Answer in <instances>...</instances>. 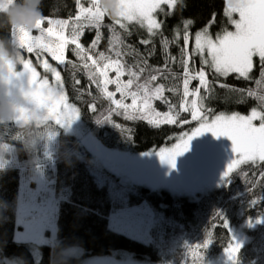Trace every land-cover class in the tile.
<instances>
[{
  "label": "trees",
  "instance_id": "1",
  "mask_svg": "<svg viewBox=\"0 0 264 264\" xmlns=\"http://www.w3.org/2000/svg\"><path fill=\"white\" fill-rule=\"evenodd\" d=\"M42 7L44 15L46 17L51 16L52 19L74 17L77 11L75 0H43ZM225 7V0H183V3L178 4L171 15H165L164 13L168 9V6H166L164 12L160 14L163 21V32L173 35L179 29L180 35H182L185 29L183 21L186 19L193 21L191 24L192 32H196L204 28L212 20L213 14H215V21L209 28L211 33L216 36L217 33L223 32L222 30L233 26L229 23V18L225 16ZM113 23V18L108 16L103 21L104 25H112ZM70 28L71 25L66 31V35H70ZM115 28L126 44L132 46L137 56L147 59V67L145 72L141 74L139 83H143L149 75L159 76L157 72L150 71V69L162 67L168 57L165 55V48L158 36H155L153 40L150 39L152 43L146 46L140 44V40L128 34L129 29L142 31V27L135 25L128 28L127 32L121 29L119 25H116ZM100 31L104 38L98 50L103 51V48L108 47V39L111 32L108 27H102ZM0 34H3V32H0ZM91 36H95V34L84 32L80 42L87 47L91 42ZM174 45L176 44L171 46ZM72 48L73 45L69 44L66 49L67 59L80 62L73 54ZM149 51L152 52L151 56L147 55ZM174 54L177 57L176 62L173 63L169 59V71H165L164 75L159 76L158 80L153 82V84L163 83L166 89L175 88L179 96H176L175 92L172 91H166V93L173 95V102L178 106L183 96L182 76L180 74L177 77V73L178 71L183 72V66L181 64V52H174ZM170 55L173 56L171 53ZM204 67L207 69V79L210 87L209 92L205 93L202 90L201 94L206 97L204 101L208 111L205 112L213 115L221 113L248 114L250 111L247 112V107L253 100V96H248L247 91L251 90L255 93L264 87V81L261 83L256 82L261 79L259 77V69L252 71L249 79H244L238 78L236 74L218 78L209 66ZM60 70L65 74L64 78L71 96L69 102L79 109L83 118L84 109L91 108L90 105L95 104L96 110L100 111L102 117L108 115L112 121L137 122L134 125V129L139 147H145L166 139V133L177 136L180 133L194 129L197 125L196 121L182 123L178 117L177 123H161L158 127L142 119H127V114L123 110L117 109L94 85L89 87V80L85 75V70L82 68L74 69L70 64L63 65ZM134 70L138 71V68H134ZM124 77L129 78L127 75ZM74 78L80 79L81 91L85 92V98L76 97L79 96L81 91L74 90ZM219 83L226 84L229 87L220 88L218 86ZM191 87L193 89L196 87L195 82H191ZM260 103L261 101H257L255 108L260 110ZM50 123L53 125V130L63 132L59 125L53 121ZM147 125L158 129L149 128ZM6 129H12V135L8 139L2 140L0 138V140L14 145L19 151L26 150L22 142L18 140L20 134L18 128L14 125H0V133ZM91 130H94L97 137L103 139L101 128L94 127ZM38 148L42 149V142ZM39 161L42 163L48 162L50 157L41 158ZM79 165L71 168L67 173L60 164H57L54 170V177L59 186L58 189L62 191L69 190L76 202H80L81 206H88L91 210H84L80 205L67 206L63 210H60L59 207L56 218V241L53 245H49L55 246L53 251L54 264L58 262V245H80L85 249L83 256L107 255L113 250L124 249L130 250L138 258H146L152 261H161L168 264H201L208 258L220 254L231 242L230 226L241 225L247 220H259L260 217L264 216V179L260 175L261 170L264 169V164L257 167L250 163H245L231 173L232 183L230 185L222 189H214L215 191L198 197H208L209 202L206 206L201 207L200 213L202 217L193 224L180 223L174 218V214L178 210L188 212L190 206L187 205L186 201L193 200L174 197L167 192L155 189L142 188L136 190L135 199L131 203L146 200L153 208L154 213L159 216L157 217V225L153 230L154 236L158 238L154 237L152 243H144L110 229L108 217L114 207L106 214L101 204L107 205L108 200L106 197H102L101 192L96 187L95 180L88 178L84 173L82 170L83 165ZM242 177H245L246 180L241 181ZM20 186L21 172L19 169L11 167L9 170L0 172V201L7 202L6 209L0 214V257L16 258L21 260L22 264H33L24 245L26 243L15 239L17 196L20 192ZM252 201H256V203L253 204L251 203ZM219 202L221 204L220 212H223L227 217L229 230L223 226L221 219L210 215L211 207L219 206ZM256 226V231L264 236V222H260ZM179 237H185L187 245L181 246L178 243L177 246L172 247L175 241L179 242ZM258 241L264 242V237L258 235L257 240L248 241L240 248L237 258L238 264H264V244L256 243ZM205 244H208V246L205 247ZM46 256H49V253ZM79 263L80 258L78 257L73 258L71 261V264ZM43 264H48V262L45 260Z\"/></svg>",
  "mask_w": 264,
  "mask_h": 264
},
{
  "label": "snow or ice",
  "instance_id": "2",
  "mask_svg": "<svg viewBox=\"0 0 264 264\" xmlns=\"http://www.w3.org/2000/svg\"><path fill=\"white\" fill-rule=\"evenodd\" d=\"M2 3V0H0ZM183 0H119V16L114 20L112 25H104L105 16H108L104 9L101 8L99 0H75L76 14L69 19H52L51 16L37 23L35 29L38 34L33 35L34 30L20 29L18 37L19 43L27 53H35L40 61L43 71L50 73L54 82L50 84L48 76L40 78L36 68L32 66L31 60L23 59V71L19 74L22 77V84L27 86L28 91L25 95L31 96L37 105L47 107L48 116L55 120L57 125L63 128H70L73 122L79 119L78 112L74 106L67 103V96L64 92V84L61 71L48 62V59H42L44 55H50L51 59L58 65L70 64L74 69L82 68L89 80V87L95 86L99 92L111 101L117 109L126 113L127 119H142L149 124L159 126L161 123L175 124L178 122L179 112L173 114V110L177 107L171 103L170 99L165 95L166 91L175 92V88H167L165 84H153L159 76H163L168 69V60L176 62L177 57L171 56L167 52L169 43L167 38H162V45L165 48V55L168 59L162 67L150 69L158 75H149L143 83H139L140 76L145 72L147 67V59L142 57L141 61L144 66H139L138 71L133 67L126 66L123 56L130 54L123 49H131V45L126 44L121 35L116 31L115 26L119 25L121 29L127 32V23L137 22L142 27H146L148 34L154 35L157 30L162 28V21L157 20L154 15L158 10L164 12L163 5H167L169 11L165 15H171L178 4H182ZM87 4L88 6H85ZM234 14H238V18H233ZM225 16L229 18V23L234 26V31L224 30L217 33L215 39L209 34L208 28L215 21V14L212 20L205 25L204 29L198 31L194 37V48L188 51L189 33L184 32V47L181 49V64L183 66L182 73V96L183 100L179 107L184 112L191 114L192 120L200 121L199 127L195 128L191 135L181 139V143H177L171 149H161L156 154L162 163H168L172 168L176 167L177 158L189 150L191 140L206 132H212L216 137L226 136L232 141L234 156L227 165L223 173L225 183L231 182L230 174L234 168L241 163H250L253 166L264 164V96H257L261 101L259 107L253 108L249 115H241L232 113L225 115L223 113L215 115L211 122L203 112L202 101L206 98L201 96V89L205 93L210 91L208 73L204 66H210L212 70L220 76H228L236 74L238 78L249 79L250 73L257 68L259 69L261 83L264 81V0H226ZM47 23V27L44 25ZM193 23L192 20L183 21L185 29ZM70 28V35H66V31ZM102 27H108L111 35L108 39V47L105 51H99V45L103 40V34L100 31ZM95 30V36L90 44L85 47L80 38L85 29ZM15 35V29L13 30ZM129 35L131 33H128ZM174 39H180V31H175ZM140 44L149 45L151 40L142 39ZM73 45L72 52L80 61L75 64L68 60L66 49L68 45ZM207 52L208 58L201 60V67L197 71H193L189 67L192 57L199 55L204 57ZM148 56L152 52L147 53ZM256 58V59H254ZM258 61V63H257ZM114 72L115 77L111 78L109 73ZM127 75L129 78L125 81L122 79ZM198 80L195 89L190 90V83ZM75 86L80 85L78 79L73 80ZM109 85H115V91H109ZM135 85V88H134ZM220 88H228L229 86L219 83ZM245 91V90H236ZM119 93L121 99H115ZM248 96H256L251 90L247 91ZM193 97L189 102L188 98ZM130 98L131 103H125ZM50 103L45 105V101ZM161 101L168 106V111L161 113L154 106V101ZM198 101L200 103L198 104ZM92 111H96L95 104L90 105ZM18 117L17 119H21ZM258 121V123H256ZM189 121H183L188 123ZM97 123L103 124L105 121L98 120ZM238 157V158H237ZM261 178L264 179V169L260 172ZM251 203L255 204L256 201ZM217 219L225 228L229 230L227 217L223 212L218 211L215 214ZM260 222H264V216L259 218ZM251 222V221H250ZM227 248L229 260H235L236 252L239 251L242 244L238 242L235 236ZM208 244H205L207 247Z\"/></svg>",
  "mask_w": 264,
  "mask_h": 264
},
{
  "label": "rangeland",
  "instance_id": "3",
  "mask_svg": "<svg viewBox=\"0 0 264 264\" xmlns=\"http://www.w3.org/2000/svg\"><path fill=\"white\" fill-rule=\"evenodd\" d=\"M226 1V0H225ZM83 2V0H81ZM85 6H88L85 4ZM167 5H163V9ZM169 9L166 10L168 12ZM161 12L158 10L154 15L157 20L162 21L160 17ZM107 16H105L106 18ZM104 18V20H105ZM233 18H238V14H234ZM163 22V21H162ZM142 27L139 23L133 21L127 23V28L132 26ZM47 27V23L44 25ZM143 30L147 32L146 27H142ZM163 23L162 28L157 30L154 35L151 37L158 36L162 43V38H167L169 43L167 47H170L173 44H182L184 46L183 35H180V39H174V35H168L163 32ZM185 28V27H184ZM204 28L199 29L198 31ZM227 31H234V26L232 28L225 29ZM187 31L190 33L189 35V43H188V51L191 52L194 48V37L198 32H192L191 25L188 26L187 29H184V32ZM224 31V30H222ZM208 32L215 39L211 33L210 28H208ZM148 33V32H147ZM33 35H37L38 32L36 30L33 31ZM222 34V32H221ZM149 35V34H148ZM148 36V39H152ZM24 58L31 60L32 66L36 68L37 72L45 73L43 68L40 65V61L36 57L35 53H27L24 49ZM42 59H48V62L52 64L54 67H57L58 70L63 65H58L57 62L53 61L50 55H44L41 57ZM207 57V52H205L204 57L199 55H195L192 57V60L189 63V67L193 71L199 70L201 65V60ZM61 71V70H60ZM207 72V69L205 68ZM183 72L177 73V77ZM49 74V82L50 84L54 82L53 76ZM62 75V74H61ZM111 78L115 77L114 72L109 73ZM176 75V74H174ZM217 77L220 78L219 74ZM176 77V78H177ZM40 78H43L40 76ZM123 80H127V78L122 77ZM191 82H195L196 87L198 85V80H193ZM156 84V83H155ZM195 87V88H196ZM194 88V89H195ZM193 89L190 83V90ZM201 89V93L202 94ZM109 91H115V85H109ZM176 96L179 94L175 91ZM67 96V94L65 93ZM165 95L170 99L171 103L177 105L173 102V95L170 93H166ZM202 96V95H201ZM115 99H121L119 93L116 94ZM193 99V97H189V102ZM183 100V99H182ZM125 103L130 104L131 99L128 98L124 101ZM182 102V101H181ZM180 102V104H181ZM67 103L71 106L75 105L69 102L67 98ZM200 101H198V104ZM179 104V105H180ZM203 109H207L205 105V101H202ZM179 105L173 110V114L175 112H184ZM154 108L161 112H167L168 106L161 101L153 102ZM167 106V107H164ZM79 110V109H78ZM259 110V109H257ZM251 112V111H250ZM244 114V115H249ZM189 113V112H188ZM190 114V113H189ZM203 114L207 117L208 121L211 122L214 119L215 115L203 112ZM79 119L73 122L71 127L78 128V132L85 131L87 126V122L81 118L80 112H78ZM219 115V114H216ZM230 115V114H225ZM243 115V114H241ZM55 121V120H54ZM196 121L197 125L195 128L199 127L200 121L192 120L191 114L189 122ZM258 123V121L256 122ZM194 128V129H195ZM64 132L68 134L75 135L71 133L66 128H63ZM187 131L185 133H180L176 136V144L181 143L182 138H186V135H191L192 131ZM85 148L88 153H90V157H95L96 149L99 150L100 158L105 162L108 168L104 170H98L102 176L106 180H110L111 183L114 184V191L111 192L115 197L121 198L123 194L130 195L131 192L136 191L142 188L155 189L159 191H164L171 194L174 197L187 198V199H196L202 195L208 194L210 191L219 188L225 184L223 173L227 168L228 163L234 156L232 141L226 136L216 137L212 132H206L202 135L194 137L190 142L189 150L186 151L183 155L179 156L176 161V167L172 168L168 163H162L159 156L156 154L161 149H171L173 146H167L165 148H159L158 150H150L143 152H132L125 148L113 149L108 148L103 144V142L99 141L97 138L95 139L93 136L89 135L84 138ZM101 146L100 148H98ZM44 153L46 156H50L51 154L56 152L57 148V139L53 141L46 150L45 143L43 142ZM84 150V148H83ZM0 151H6L7 155V163H11L12 165L17 164L18 158L15 152V149L12 146L3 144L0 142ZM98 156V157H99ZM238 158V157H237ZM49 163L36 165V166H28L22 169L21 172V189H20V207L18 214V225L16 228L15 239L19 240H27L28 244L31 246L32 252L36 260H40L42 255L41 246L43 244L51 243V237L43 232V228H49L51 232L54 233V238L57 231V225L53 224L54 218H52V213L55 215L54 208L56 209L57 200L54 197L53 193V180H54V171L50 168ZM242 164V163H241ZM240 165V164H239ZM53 166V165H52ZM238 166V165H237ZM192 168V170L190 169ZM111 176V177H110ZM119 180L124 183H120ZM101 182L102 179L99 178ZM51 194V195H50ZM42 205H40V204ZM35 217L40 222H45V224H31V218ZM251 224L258 225L260 223L259 220L255 221H245ZM244 222V223H245ZM17 224V218H16ZM157 225L156 214H154L153 208L144 202L139 203L134 206H125L121 208H116L109 217V227L112 231L123 234L127 237H131L138 241H142L144 243H152L154 241V226ZM242 225V224H241ZM241 225L230 226L231 227V236H235L236 240L242 244V246L248 240L241 229ZM21 227V229H20ZM158 238V237H155ZM178 241H175L172 247L178 245ZM231 243H235L231 240ZM241 246V247H242ZM228 248V247H227ZM227 248L222 252L210 258L205 264H235L237 261L238 252H236L235 260H229L227 255ZM85 249L79 245L76 249L77 257H81L84 254ZM0 264H22L21 260L16 258H2L0 257ZM80 264H168L161 261H152L146 258H138L133 252L130 250L117 249L113 250L107 255H89L84 256L80 262Z\"/></svg>",
  "mask_w": 264,
  "mask_h": 264
},
{
  "label": "bare ground",
  "instance_id": "4",
  "mask_svg": "<svg viewBox=\"0 0 264 264\" xmlns=\"http://www.w3.org/2000/svg\"><path fill=\"white\" fill-rule=\"evenodd\" d=\"M63 19H69V18H63ZM186 20H189V19H186ZM129 28H131V27H129ZM84 32L87 34L88 33L96 34L94 29L89 30L86 28L84 30ZM128 33H135V34H130V35L132 37L138 39V40H141V37H142V39H148L147 37L150 36V35H148V33L145 30L132 31V29H129ZM93 38H94V36H91L90 40L92 41ZM151 38L153 40L155 38V36L151 37ZM183 47L184 46L182 44L178 43L174 46L168 47L167 52L171 53L174 56L175 55L174 52H181V49ZM106 49L107 48H103V51H105ZM121 51H128L130 53L128 55L123 56V61L126 63V66L133 67V69L138 68V67H136L137 65L143 66L142 61H141V56H137V54L135 52H133L131 49L121 48ZM72 61L75 64L80 63V62H77L76 60H72ZM61 74H62V80H63V84H64V92L67 94L68 100H70L71 96H70V93H69V90H68V87L66 84V79L64 78L65 74L63 72H61ZM45 75H47L49 77L48 73L43 74L40 72V76L43 77ZM78 80L80 81V79H78ZM74 90L78 91V92L81 91V81H80L79 86H74ZM255 93H256V96H253V100L251 101V103L247 107V112L251 111L255 107L257 101H260L256 97L264 95V87H263V89L255 92ZM90 94H92V93H90ZM76 97L85 98V92L81 91L79 93V96H76ZM99 97H101V96H99ZM164 107H167V106H164ZM80 116H81V118H83L81 112H80ZM83 119H85V121L87 122V126L85 128V131H83V132L81 131L80 134L74 133V132H78V130H79L78 128H72V129L68 128V130L71 131V133H74L75 135L68 134L67 132H64L63 129H62L63 132H59L57 130H54L55 132L59 133V135L56 138L57 139V148H56V152L51 154L50 156L45 155L44 148H43V142H42V149L38 148L35 152H31V151L28 152L26 150L19 151L14 145L0 140L1 143L12 146L15 149V152H16V155L18 158V162L15 165H12L11 163H7L5 170H9V169H11V167H16L17 169L20 170V172H22V169H24L28 166H36V165L49 163V161L43 162V163L41 161H39V160H41V158H49V157H50V163H51L49 165L53 171L55 170V167L57 166V164H60L66 173L69 172L71 170V168H73L75 166H80L79 164H81V165H83L82 170L84 171V173L88 176V178L95 180L96 187L99 190V192H101L102 197H106V199L108 200L107 205L101 204L102 208H103V210H105L106 214L108 212H110L112 207H114V209H113V211H114L116 208H121V207H125V206H134V205H138L139 203L144 202V201L146 203H148V201H146V200L138 202V203H131L135 199V195H134L135 191L131 192L130 195L125 193V194H123V197H121V198L115 197L111 193V192H115L114 191V184L111 183L110 180H106L104 178V176H102V174H100V172L98 171V170H104L105 168H108V167L106 166L105 162L98 155L99 150L96 149L95 157H90V153H88L86 151V148H85L84 138L86 136L91 135L95 139L97 138L99 141L103 142V144L105 146H107L108 148H113V149L125 148V149L132 151V152H143V151H150V150L155 151V150H158L159 148H165L167 146H173L176 144V139H177L176 136H173L170 133H166V139H162L160 142H157V143L145 146V147H139L138 143L136 141V138H135V129H134L135 128L134 125L137 122L127 123L125 121H120V120L112 121L108 115H105L102 117L100 111H97V110L92 111L91 108L84 109V118ZM178 119L182 123H183V121H189L190 114L188 112H181L178 116ZM98 120L105 121V123H103V124L97 123ZM52 121L55 123L54 120H52ZM188 123H190V122H188ZM94 127L101 128L103 139L97 137L95 135L94 130H91ZM147 127L153 128V129H158V128L152 127L150 125H147ZM12 132H13L12 129H6L0 133V138L2 140L8 139L12 135ZM100 147L101 146H99L98 148H100ZM83 148H84V150H83ZM23 157H25V158H23ZM243 164H245V163H242V164L236 166L234 168V170H236L237 168H239ZM80 169H81V167H80ZM190 169L192 170V168H190ZM245 177H247V176H245ZM245 177H242L241 181L246 180ZM99 178L102 179L101 182L99 181ZM119 182L121 184L124 183L121 180H119ZM231 183H232V181L230 183H225L221 186H218L219 188H216L215 190L225 188L228 185H230ZM53 185H54L53 186L54 197L57 200L56 209L54 208L55 217H54L53 224L55 226L59 207H60V210H63V208H65L67 206L80 205L81 203L76 202L74 200V196L70 193L69 190H64V191L59 190L58 189L59 186H58L55 178L53 180ZM215 190H212V191H215ZM212 191H210V192H212ZM17 200H18V205H17L16 216H17V214L20 213V211H19L20 192L18 193ZM189 200H193V201H186L187 205L190 206V210L188 212H185L184 210H182V211L178 210L174 214V218L180 223L193 224L194 222H198L202 217L201 213H200V210L202 209L201 207L206 206L209 202L208 197L189 199ZM38 204H40V203H38ZM40 205H42V204H40ZM218 205L219 206H217V207H211V209H210V215L211 216H215V214L218 211H220V209H221L220 202L218 203ZM81 207L84 210L85 209L90 210L88 206H81ZM111 213H110V215H111ZM102 215L104 216L103 213H102ZM110 215H109V217H110ZM157 217H159V216L156 215V218ZM31 224L32 225H34V224L42 225V224H45V222H40L33 216L31 218ZM240 227H241L242 231L244 232L246 238L248 239L246 242L257 240L258 235H261L262 237H264L263 234H260L256 231L257 226L255 224L245 222ZM154 229H155V226H154ZM42 231L43 232L45 231V234L51 237V243L43 244L41 246L42 255H41L40 260L37 261L36 258L34 257L31 246L28 244L29 242H27L28 239H26L22 242L26 243L24 245H25V247H26V249L30 255V258H31L33 264H41V263L43 264L45 260L48 262V264H54L55 258H54L53 251L55 250V246L52 247L49 245H53L55 243L56 235L54 238L53 237L54 233H53V231L51 232V230L49 228H43ZM56 234H57V231H56ZM178 239H179V243L181 246L187 245V239L185 237H179ZM256 243H258L260 245L264 244V242H262V241H258ZM228 245H227V247H228ZM227 247H225L222 251L224 252V250ZM223 252H222V254H223ZM47 253H49V256H46ZM83 257H84L83 255L81 257H78V258H80V262H81ZM2 258H6V257H2ZM210 258H212V257H210ZM210 258H208L204 263H201V264H205ZM237 258H238V255H237ZM235 264H238V262Z\"/></svg>",
  "mask_w": 264,
  "mask_h": 264
},
{
  "label": "clouds",
  "instance_id": "5",
  "mask_svg": "<svg viewBox=\"0 0 264 264\" xmlns=\"http://www.w3.org/2000/svg\"><path fill=\"white\" fill-rule=\"evenodd\" d=\"M42 3L43 0H2L0 3V32H3L0 34V125L16 126L20 133L18 140L31 152L36 151L41 142L47 150L59 135L53 130L47 107L37 105L31 96L25 95L28 89L19 75L24 59V48L18 39L20 29L35 30L37 23L46 19ZM99 3L109 17L118 18L119 0H99ZM47 103L50 101L46 100L45 105ZM7 162L6 151H0V172L5 170ZM6 204L0 201V214ZM78 247L58 245L57 264H71Z\"/></svg>",
  "mask_w": 264,
  "mask_h": 264
},
{
  "label": "crops",
  "instance_id": "6",
  "mask_svg": "<svg viewBox=\"0 0 264 264\" xmlns=\"http://www.w3.org/2000/svg\"><path fill=\"white\" fill-rule=\"evenodd\" d=\"M55 217V215L52 213V218H54ZM17 225H18V214H17ZM20 229H21V227H20ZM16 233V232H15ZM18 241H22V240H19L18 239Z\"/></svg>",
  "mask_w": 264,
  "mask_h": 264
}]
</instances>
